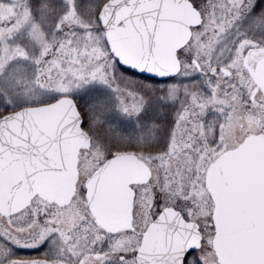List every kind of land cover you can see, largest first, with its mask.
<instances>
[{
	"label": "snow or ice",
	"instance_id": "obj_1",
	"mask_svg": "<svg viewBox=\"0 0 264 264\" xmlns=\"http://www.w3.org/2000/svg\"><path fill=\"white\" fill-rule=\"evenodd\" d=\"M0 264H264V0H0Z\"/></svg>",
	"mask_w": 264,
	"mask_h": 264
}]
</instances>
